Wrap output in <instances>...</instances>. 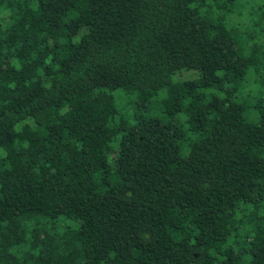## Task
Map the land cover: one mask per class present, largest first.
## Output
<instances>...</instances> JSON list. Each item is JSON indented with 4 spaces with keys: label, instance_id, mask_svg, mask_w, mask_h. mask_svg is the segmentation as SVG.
<instances>
[{
    "label": "trees",
    "instance_id": "16d2710c",
    "mask_svg": "<svg viewBox=\"0 0 264 264\" xmlns=\"http://www.w3.org/2000/svg\"><path fill=\"white\" fill-rule=\"evenodd\" d=\"M243 5L0 0V264H264Z\"/></svg>",
    "mask_w": 264,
    "mask_h": 264
},
{
    "label": "rangeland",
    "instance_id": "374dc122",
    "mask_svg": "<svg viewBox=\"0 0 264 264\" xmlns=\"http://www.w3.org/2000/svg\"><path fill=\"white\" fill-rule=\"evenodd\" d=\"M259 4L260 5L262 4L260 0H244L243 8L241 9L235 8L236 11H234V13H231L227 16L228 19L231 20V22L228 21L229 29L232 31L236 49H238L247 58L251 56V49L254 46H256V49H260L262 47L264 48V34L260 35L258 32V30L264 27V20L262 23H260L259 29H257L258 26L256 25L257 22H259L260 20V16L262 15L264 17L263 12L260 9H258ZM239 5L240 3H238L237 7ZM208 6L210 5L209 4L207 5L205 11H207ZM212 11L215 12L216 8L213 7ZM235 12H237L239 15H237V13ZM221 16L222 13L220 11H216L213 17L218 18ZM236 24L238 25V28H236ZM245 38L249 39L248 45L245 41L243 42V39ZM174 80H176V77H174ZM250 81L252 82L254 81L253 77H250ZM120 93L121 92L114 93V97L118 103V106L122 107L129 99L126 97V95L122 96L121 99H118L119 98L118 95H120ZM152 108H153V112L157 113L155 104L152 105Z\"/></svg>",
    "mask_w": 264,
    "mask_h": 264
}]
</instances>
